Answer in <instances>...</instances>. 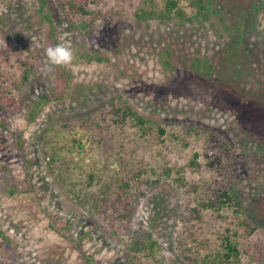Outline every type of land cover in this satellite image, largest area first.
<instances>
[{"label":"rangeland","instance_id":"rangeland-1","mask_svg":"<svg viewBox=\"0 0 264 264\" xmlns=\"http://www.w3.org/2000/svg\"><path fill=\"white\" fill-rule=\"evenodd\" d=\"M87 3L85 17L69 18L59 0H46L43 8L39 0H0V80L18 85L16 106L0 104V119H10L0 127V187L6 191H0V232L17 252L15 264H85V256L93 264H184L177 256L187 236L181 216L215 191H230L232 182L249 224L232 208L207 211L197 236L217 249L229 227L239 242L234 264H264V179L250 157L264 152V0ZM168 10V17L157 16ZM44 13L59 42L73 49L67 89L57 86L54 67L46 69L50 24ZM143 14L151 17H138ZM34 54L43 67L22 84L15 59ZM49 90L61 97L28 122L33 104ZM111 101L148 123L112 124L101 130L99 147L81 124L109 121ZM210 131L228 141L222 162L230 171L206 168ZM58 174L68 183L136 174L157 183L134 204L126 232L79 205ZM149 234L157 249L130 256L132 237ZM1 237L0 264H9Z\"/></svg>","mask_w":264,"mask_h":264},{"label":"trees","instance_id":"trees-1","mask_svg":"<svg viewBox=\"0 0 264 264\" xmlns=\"http://www.w3.org/2000/svg\"><path fill=\"white\" fill-rule=\"evenodd\" d=\"M65 13L69 18L74 17H85L87 15L86 8L88 6L87 0H59ZM41 7L43 8L46 4V0H39ZM171 7L176 6V2L169 1ZM200 5V2L198 3ZM201 9H203L201 7ZM42 11V9H41ZM43 13V12H42ZM170 10L164 14H158L157 16L168 17ZM50 24L49 31L47 33V47L55 46L59 44V39L56 35L54 21L49 13L42 14ZM176 15L179 17L183 16L181 10H176ZM144 16V17H143ZM139 18H149L151 16L143 14L138 16ZM97 61H101L100 57L96 58ZM20 71L22 84L28 82L30 73L36 74L41 71L43 63L37 54L30 57H18L15 59ZM196 64L204 67L209 66L208 62L202 61L201 59L196 60ZM55 82L58 87L68 88L69 83L72 79V75L68 71L66 65L55 66ZM0 68V78H1ZM6 81V80H5ZM12 88L4 86L0 80V104L7 105V107L14 108L17 104V98L13 94L14 91L18 90V85L14 82ZM61 92L55 90H49L42 92L38 99L33 104L32 109L29 112L28 122H33L38 114L42 111L43 107L53 100L61 97ZM110 109L107 112L108 120L102 122H83L81 127L85 130L87 139L91 144H98L101 147L102 141L99 139L101 136V130L106 131L112 124L122 126L129 122H136L140 126L145 127L148 123L143 117L138 115L132 109L126 105H119L115 101L109 102ZM10 123V119L5 117L0 119V127L6 129ZM103 127V128H102ZM94 132H97L94 134ZM206 149L203 157L206 159L205 165L209 170L224 171L227 169L230 171L223 160L224 156L229 157L227 153L229 151V144L225 136L210 131L205 137ZM103 148V147H102ZM251 160L255 164L257 173H259L264 179V152L261 154H252ZM103 168L107 172H111L110 163L107 159L103 158ZM193 162V161H192ZM191 162V163H192ZM192 165H195L193 162ZM198 167H202L199 163ZM58 177L62 184L65 186L67 192L74 198V200L81 206L88 208L99 218L107 220L110 227H114L118 224L126 232L129 231V223L131 215L134 210V204L138 198L144 194L146 190L151 188L157 183V181L144 179L140 174H136L134 177H129L124 180L117 175H110L108 180L101 177H95L90 175L86 183L80 181H72L70 183L58 174ZM185 186V185H184ZM95 189H92V188ZM0 191L6 192L5 188L0 187ZM8 194H12V190L8 191ZM226 208H232V212L236 217L242 216L244 219V225L249 224L246 212L242 206L240 199V192L232 182L230 191L221 192L215 191L214 195L200 199L196 205L188 207V209L181 216V221L184 224L187 236L182 241H179L177 246L178 259L184 264H234L238 263L240 256L239 242L237 240V234L233 235L231 228L224 227V233L219 235V243H215L214 246L217 249H211L209 247L210 240L200 239L197 236V231L202 227L205 222V213L207 211L219 212ZM222 215H217L221 217ZM2 245L8 253L9 264H15L17 252L11 244L10 239L2 232ZM157 249V243L149 234L146 237L140 239L138 236L132 237V243L129 247V255L135 256L137 253L148 254ZM208 251L203 254L202 252ZM85 264H93L94 261L91 257L85 256ZM137 264H141L138 262Z\"/></svg>","mask_w":264,"mask_h":264},{"label":"clouds","instance_id":"clouds-1","mask_svg":"<svg viewBox=\"0 0 264 264\" xmlns=\"http://www.w3.org/2000/svg\"><path fill=\"white\" fill-rule=\"evenodd\" d=\"M46 69L70 64L74 59L73 49L64 43L56 44L45 50Z\"/></svg>","mask_w":264,"mask_h":264}]
</instances>
